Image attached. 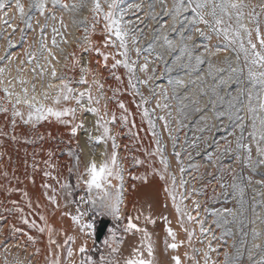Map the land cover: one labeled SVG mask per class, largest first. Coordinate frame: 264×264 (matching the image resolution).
Returning <instances> with one entry per match:
<instances>
[{"label": "rangeland", "instance_id": "374dc122", "mask_svg": "<svg viewBox=\"0 0 264 264\" xmlns=\"http://www.w3.org/2000/svg\"><path fill=\"white\" fill-rule=\"evenodd\" d=\"M21 2L27 10L29 0ZM77 2L62 0V3ZM100 3L107 11L105 0H100ZM172 3L173 0H163L167 9H171ZM244 3L255 5L254 11L261 13L260 5L264 4V0H244ZM134 5H140V9L136 10ZM120 7L126 10L124 21L130 32L127 38L130 58L137 59L132 45V38L135 37L138 41L135 47L144 49L138 58V66L146 58L149 62L146 72H140L137 66L136 76L140 80L154 76L147 85L137 84L140 95L128 87L127 73L122 66L111 69V56L108 66H102V57L94 49L99 48L108 53H114L117 49L104 47L106 34L102 17L98 18L93 29L91 0H87L85 6L76 12L53 7L51 0H47L44 16L37 11L31 13L30 28L21 22L11 5L0 10V57H3L0 60V69H3L0 73V107L7 109L6 112L0 111V264H48V260L57 253L61 256L62 264H66L69 247L73 249L70 259L79 264L81 257L76 251L85 243V239L87 255L98 261L101 254L107 256L110 251L105 241L111 242V231L116 232L117 240L123 237L118 245L119 252L114 257L122 261L130 257L131 249L140 242L139 234L123 233L125 220H121L118 225L106 207L97 206L103 194L95 189L90 192L86 186L87 166L92 160L99 159L97 163L100 164L110 157L112 142L109 140L107 144H96L89 140V133L93 136L100 134L95 128L96 117L93 113H81L74 101L53 105L51 97L55 96L56 88H49L48 85H60L61 76L71 81V87L77 91H85L91 85L94 97L102 94L98 105L101 113L106 110L109 114L107 119H111L112 113H115L116 122L109 124V129L118 145V164L124 169L122 203L119 205L121 215L135 218L138 213H143L155 220L154 224L145 223L141 216L140 220L134 219V222L151 234L160 264H168L172 255H179L182 264H205L206 252L207 264H261L264 262V164L253 167L244 163L247 154L237 149V139L242 136V143L251 147L253 163L264 160V156H258L256 152L258 144L264 148V142L260 141L259 119L264 113L257 108L256 128L253 129V115L247 112V89L250 85L246 79L230 71L232 68L244 67L243 56L238 65L237 54L232 50L234 46L215 55L206 53L205 46L213 50L214 46L223 49L227 42L222 36L218 38L214 34H211V39L197 35L189 24L192 18L190 11L174 20L162 9L160 0H120ZM252 10L251 7L244 10L243 23L249 27L252 25L248 23L247 13ZM53 15L55 19L51 18ZM85 17L88 18L87 41L83 39L85 26L76 23ZM260 19L264 21V13H261ZM41 25H47L43 36ZM198 26L206 36L209 35L205 25ZM54 27L67 43L61 40V35H56L58 47L52 45ZM261 29L264 31V23ZM165 36L171 48L165 44ZM189 36L191 40H188ZM9 39L12 47L8 46ZM41 41L45 49L40 48ZM148 45H151L150 50ZM184 45L191 48V60L187 53L182 54L180 51ZM26 53L32 54L31 63ZM196 56H201L204 62L197 65ZM73 59L76 63H73ZM85 66L91 72L85 77L88 84L81 85L77 81L81 76L80 69ZM53 69L57 73L56 79L51 76ZM244 71L246 74V69ZM116 75L121 76V81L115 79ZM238 80H243V83H238ZM93 81H98L102 88L98 89ZM241 87L245 89L244 97L242 102H236L233 98ZM4 89L12 95L6 96ZM23 89H27L28 100L35 96L37 103L47 106L76 107L74 123L83 122L84 127L78 129L77 135L73 137L70 135V126L59 123L55 118L25 124L21 117H13L12 105L17 98L23 101ZM114 89L119 90L115 96ZM44 93L48 94L49 99H44ZM141 95L148 101L144 107L152 114L155 132L169 161V172L176 178L177 200L180 202L182 198L180 207L195 218L193 222H189L186 216L177 215L171 199L164 191L165 184L170 187L171 181H162L153 174V169L159 170L162 166L156 157H148L144 153V149L156 147V137L149 130L147 121L142 119L143 108L138 107ZM219 97L224 99L221 101ZM230 101L235 103V108L229 107ZM119 102L125 104L127 113L119 109ZM83 103L87 105L86 97ZM157 103L161 105L160 108L156 107ZM165 104L167 108L163 107ZM253 105H258V101L253 100ZM237 108L238 114L244 117L242 132L235 119ZM16 109L24 114V119L27 118L28 108L23 102L16 104ZM122 114L127 115V123L120 121ZM159 116L165 117L167 130L164 127L165 120H159ZM66 119L71 120V117ZM254 131L255 140L252 137ZM173 144L175 151L181 153L179 164L173 155ZM84 147L90 151L88 158L83 155ZM69 151L74 154L69 155ZM237 156L241 157L240 161ZM132 157L144 163L134 165ZM181 166L185 169L183 173L180 171ZM45 171L50 175L46 177ZM132 176H144L146 180H133ZM181 178L186 181L183 187L180 186ZM118 183L115 179L110 180L113 190ZM62 184L67 187L61 188ZM233 184L237 186L235 189ZM44 185L51 187L45 188ZM52 189H55V193ZM81 191L89 192L92 201H97V205L92 203L96 223L93 230H88L90 235L87 238L80 232L79 225L71 220V216L75 215L73 202ZM52 195L56 196V205L47 198ZM16 207L23 209V213L15 211ZM41 215L44 216L43 221L39 219ZM164 217L167 218V226L176 234V242H184L176 250L165 247V242L170 243L172 239L165 231ZM100 218L109 220L110 225L102 241L97 244L94 234ZM23 219H27L29 224H24ZM180 220H183V228ZM197 220L203 223L207 230L205 233L200 232V225L195 222ZM32 221L40 226H51L54 229L51 238L56 244L49 243L47 231L41 233L37 228L30 227ZM184 229L194 233L191 243ZM28 235L34 238V242L27 239ZM69 235L74 237V241L65 245L64 241ZM185 253H188L189 259L185 258Z\"/></svg>", "mask_w": 264, "mask_h": 264}, {"label": "snow or ice", "instance_id": "6c2138e0", "mask_svg": "<svg viewBox=\"0 0 264 264\" xmlns=\"http://www.w3.org/2000/svg\"><path fill=\"white\" fill-rule=\"evenodd\" d=\"M51 3L53 7L59 6L63 10L69 11V12H76L80 9H82L85 4L87 3V0H78L77 3H62V0H51ZM105 3L107 4V11H104L100 0H91V8L90 12L92 14V21L94 22L92 24L93 29H95V22H98V18L102 17L104 21V32L106 34V38L104 40V47H112L113 49H117L114 53H108V52H102L99 48L94 49L98 56L102 57L103 65L104 67H107V62L111 56V59L113 60V63L111 64V69H117L119 66H122L127 73V82L128 87L130 89H133L137 95H140L139 88L137 87V84H144L147 85L149 80H152L154 76H149L147 79L140 80L136 76L137 72V66H138V58L141 55V53L144 51V49L140 47H135V45L138 43L137 39L135 37L132 38V45L133 50L136 53L137 59H131L130 58V50L128 46V36L130 35L128 26L126 22L124 21V16L126 13L125 9H122L120 7V0H105ZM162 9L167 11L169 15L173 17L175 20L177 17H179L182 13L185 12H191L192 18L189 21V24L191 27L195 29V32L200 37H204L205 39H211V34H214L216 37H223V39L227 42L224 45V48L222 49L220 46H214V50L212 48H208L205 46V52L209 55H215L216 53L227 50L230 46L232 47V50L236 52V59L237 64L239 65L241 55L243 56V62L244 67H236L232 68L230 71L232 74H235L237 76L243 77L248 81V84L250 87L247 89V112L249 114L253 115V123L252 127L253 129L256 128V117L255 113L257 111V108L261 113H264V31L261 29V24L264 23L260 19L261 13H264V4L260 5L261 7V13H256L254 11L255 5L249 6L248 4L244 3V0H173L171 9H167L164 7L163 0H160ZM46 4L47 0H29V3L27 5V10L25 5L21 2V0H0V10H4L6 6L11 5L14 7L16 13L19 16V19L21 22H23L27 27H31V24L29 21L31 20V13L33 11L39 12L41 16L45 15L46 10ZM136 10L140 9V5H134L133 6ZM251 7L253 10L249 11L247 13L248 16V23L252 25V27H249L245 23H243L244 17H245V9ZM6 15V13H5ZM52 19H55V16L53 15L51 17ZM47 19V17H46ZM87 21L88 18L85 17L84 20L76 22L79 24H82L85 26V36L83 37L84 40H88L87 36ZM5 24H8L7 20H4ZM205 25L208 29L209 35H205V32L201 30V28L198 25ZM11 27V25H9ZM47 27V25H41L40 26V32L41 36H43L44 30ZM15 31V29H13ZM21 32H23V29H21ZM52 32L54 33L52 37V45L57 46V40L56 35H61L58 32V29L55 27L52 29ZM114 37V39H113ZM183 39V38H182ZM192 37L189 36L188 40H191ZM61 40L64 43H67L66 40H63V36L61 35ZM164 42L166 45L171 48V45L168 41V37H164ZM8 46L12 47V41L8 40ZM45 44L43 41L40 43V48L45 49ZM89 47H91V44L89 42ZM148 49H151V45H148ZM63 51V49H61ZM181 53H187L189 60L192 59V51L191 48L188 45H184L180 49ZM26 55L29 56V63H31V57L32 54L26 53ZM50 56H52L51 53H49ZM121 57V58H117ZM157 58L159 59V55L157 54ZM3 57H0V60H2ZM52 59H55V56H52ZM196 64L200 65L204 61L201 56L195 57ZM227 62V61H225ZM73 63H76L75 59H73ZM148 61L147 58L145 59V62L141 65H139V71L140 72H146L148 70ZM39 67V65H37ZM211 68V65H210ZM246 69V74L245 70ZM81 76L79 81L77 83L81 85L88 84L86 77V74H90L91 70L88 67H82L80 69ZM153 73H155V69L152 70ZM218 71H222L218 69ZM3 72V69H0V73ZM43 74V73H42ZM209 75H211V72H209ZM51 76L53 79L57 78V73L55 69H53ZM61 83L60 85L56 86L53 84H49V88H56V94L55 96L51 97L53 105H59L61 102H68V101H74L76 105L79 106L81 113H93L96 117L95 119V128L100 133L99 135L93 136L91 133L88 134V138L91 141H94L96 144H100L101 142L107 144L109 140L112 142V153L111 156L107 159H104L100 162L99 165L95 162V160H92L90 164L86 168V173L88 175V179L85 182L88 190L91 192L93 189L101 192L103 195L99 197V205H97V201H92L93 205H97L98 207H106L108 209V214H111L114 220L117 222V224H120L121 220H125V223L122 225V231L124 234H139L140 235V242L138 245L134 246L131 249V255L130 257H125L122 261H117L114 259L115 255L119 252V243L123 241V237H121L119 240L116 239V232L111 231V242L110 240L105 241L106 246L110 250L108 255L105 256L104 254H101L99 257V260L96 261L93 259L92 256L87 255L88 249L86 246V239L85 243H82L80 247L77 249L76 254L80 256L79 264H160V261L157 259L155 254V245L152 241L151 234L147 231L145 227H140L137 223L134 222L135 220H140L141 216H143V219L145 223H155V220L151 218L150 215H143V213H138L135 218L132 216L123 217L121 215L120 207L119 205L122 203V196L121 193L123 191V181H124V169L118 164L117 160V152L116 149L118 145L116 144L115 137L110 135V129L109 124H114L116 122V115L115 113H112L111 119H107L108 112L105 110L104 113H101L100 108L98 107L100 103L101 96L94 97L91 94V85L85 90V91H77L73 87H71V81H68L65 77L61 76L59 77ZM115 79L117 81H121V76L116 75ZM135 80V83H134ZM238 83H243V80H238ZM20 83H24V81H20ZM94 84L97 85V88H102V85L99 84L98 81H93ZM169 83L171 84L172 81L169 80ZM182 86V84H181ZM25 93V97L23 101L21 99L17 98L15 103L12 105L13 107V117H21L23 120V123L28 124L30 122H38L42 121L48 118H55L56 121L59 123L70 126V135L75 137L78 133V129H81L84 127L83 122L81 123H74L76 118V107H63V108H56L52 106H47L44 103H37L36 97L33 96L31 101L27 98V89H23ZM113 96L116 95V93L119 91L118 89H114ZM151 91V90H150ZM4 93L6 96H11L12 93L8 92L7 89H4ZM245 89L241 87L238 89L237 96L233 98L236 102H242L244 97ZM44 99H49L48 94H43ZM85 97L87 98V105L83 103ZM167 99V96L164 97ZM173 99H175V96H173ZM219 99L222 101L224 98L219 97ZM253 100L258 101V105H253ZM23 102L27 108V118L24 119V114L21 113L16 109V104H19ZM148 101L141 95V104L138 105V107L143 108V111L141 113L142 119H145L147 121V124L149 126V130L152 132L153 137H156L154 143L156 147L152 150L144 149V153L148 157H156L159 164L162 166L159 170L153 169L152 172L155 175H158L160 180L171 181V186L169 187L167 183L165 184L164 191L167 194V196L171 199L172 205L175 208V211L178 216H186L187 220L189 222H193L195 218L186 213L183 212L180 203L177 200V194L175 191L176 188V178L174 175H171L169 172V161L168 158L164 155V147L160 143V140L157 136V133L155 132V123L152 119V114L148 111L147 107H144L145 104H147ZM97 106H93V105ZM119 109L123 110L124 113H127V108L123 102L118 103ZM157 108H160L161 105L157 103ZM164 108H167L168 106L165 104L163 105ZM215 107V105H213ZM230 108H235V103L229 102ZM106 109V105H105ZM0 111L6 112L7 109L4 107H0ZM237 115L235 117L237 123V127L240 128L241 132L243 131V120L244 117H241L238 112L239 109H236ZM170 115V113H169ZM66 117H71V120L66 119ZM120 121L123 123H127V115L122 114L120 116ZM159 120H165L164 116H159ZM229 119H232L231 116H229ZM260 141L264 142V115H262L260 118ZM133 127L135 125L133 124ZM165 129L167 130L168 124L165 120L164 124ZM252 137L255 140L256 139V133L255 131L252 133ZM172 138V137H170ZM243 137H239L237 139V149H242L246 154V159L243 161L246 164H249L253 167L257 166L258 164H264V160H260L256 163H253L251 160V147L249 145H245L242 143ZM256 152L258 156H264V148H261L259 144L257 145ZM74 154L72 151H69V155ZM101 155H107L106 153H102ZM173 155L176 157L177 163L179 164L181 162L180 157L181 153L175 151V144H173ZM77 159H79L77 157ZM133 164L134 165H142L144 161L132 157ZM237 160L240 161L241 157L237 156ZM47 163V162H45ZM149 167H151V162L149 163ZM181 173L185 171V169L181 166L180 167ZM235 179V170H233ZM5 175H7L5 173ZM44 175L47 177L49 176V172L45 171ZM133 180H146V177L144 176H132ZM55 179V177H53ZM115 179L119 181V183L115 186V189H112V186L110 184V180ZM186 184V181L181 178L180 186L183 187ZM45 188H50V185H44ZM67 185L62 184L61 188H65ZM221 187H226V185H221ZM232 187L235 189L237 186L235 184L232 185ZM53 193H55V189H52ZM114 191V195H113ZM47 195V194H46ZM49 201L56 205L57 199L55 195L47 196ZM107 201V203H105ZM15 204V202H13ZM31 207V204L28 205ZM15 211L19 213H23V209L16 207ZM77 212L79 213V209H77ZM87 212L80 213L79 215H72L71 220L74 224L79 225L80 232L85 235V238H87L90 233L88 232L89 229L93 228L92 223H83L81 220L82 216H86ZM40 220H44V216L41 215L39 217ZM165 220V231L167 233L168 237H171L172 242H165V247L167 249L176 250L178 249L184 242L180 241L179 243L176 242V234L173 232L171 227L167 226V218H163ZM200 225V232L203 234L207 230L203 227V223L200 221H195ZM24 224H29V221L27 219H23ZM180 226L183 228V220H180ZM30 227L37 228L39 232L43 233L45 231L49 234V243L50 244H56V241L51 238V234L54 231V229L45 224L44 226L38 225L35 221H32L30 224ZM16 231H19V229H15ZM187 232L188 242L191 243L192 237L194 233L192 231H188L187 229H184ZM27 235V234H25ZM215 238V237H214ZM27 239L29 241L34 242V238L31 235L27 236ZM69 241H74V237L67 236L64 243L65 245L68 244ZM59 248V245H57ZM211 250V249H210ZM38 251V250H37ZM193 251H196V249H193ZM147 253L145 256L144 253ZM51 255V252H50ZM185 258L189 259L188 253H185ZM73 256V249L68 248L67 249V257L65 258L66 264H76L75 261L71 260L70 258ZM208 254L205 253V264H207ZM48 264H62L61 262V256L59 253L55 254V257L53 259L48 260ZM168 264H182V260L179 255H172L170 257V260L168 261ZM261 264H264V262H261Z\"/></svg>", "mask_w": 264, "mask_h": 264}, {"label": "built area", "instance_id": "2783aa9c", "mask_svg": "<svg viewBox=\"0 0 264 264\" xmlns=\"http://www.w3.org/2000/svg\"><path fill=\"white\" fill-rule=\"evenodd\" d=\"M92 196L87 191H81L75 201L73 202L74 214L79 215L80 213L87 212L86 216H82L81 220L83 223H92L93 227L96 223L92 213ZM79 209V213L77 212ZM93 230V228L91 229Z\"/></svg>", "mask_w": 264, "mask_h": 264}, {"label": "water", "instance_id": "95a60500", "mask_svg": "<svg viewBox=\"0 0 264 264\" xmlns=\"http://www.w3.org/2000/svg\"><path fill=\"white\" fill-rule=\"evenodd\" d=\"M109 225H110V221L104 218H100L99 221L97 222V226L95 228V234H94V240L97 244H99L102 241Z\"/></svg>", "mask_w": 264, "mask_h": 264}, {"label": "bare ground", "instance_id": "6f19581e", "mask_svg": "<svg viewBox=\"0 0 264 264\" xmlns=\"http://www.w3.org/2000/svg\"><path fill=\"white\" fill-rule=\"evenodd\" d=\"M90 60V59H89ZM91 63H92V61H90ZM29 101H31V100H29ZM93 150V149H92ZM90 151L87 149V148H83V155L86 157V158H88V157H90V153H89ZM88 160V159H87ZM98 160L99 159H95V162L97 163L98 162ZM97 165H99L98 163H97Z\"/></svg>", "mask_w": 264, "mask_h": 264}, {"label": "crops", "instance_id": "0c3cea01", "mask_svg": "<svg viewBox=\"0 0 264 264\" xmlns=\"http://www.w3.org/2000/svg\"><path fill=\"white\" fill-rule=\"evenodd\" d=\"M138 206H139V210H140V205H138ZM75 249H77V246L75 247ZM75 249H74V250H75Z\"/></svg>", "mask_w": 264, "mask_h": 264}]
</instances>
